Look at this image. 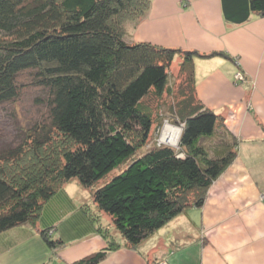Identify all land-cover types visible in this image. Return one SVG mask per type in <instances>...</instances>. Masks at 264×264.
Masks as SVG:
<instances>
[{"label": "trees", "instance_id": "1", "mask_svg": "<svg viewBox=\"0 0 264 264\" xmlns=\"http://www.w3.org/2000/svg\"><path fill=\"white\" fill-rule=\"evenodd\" d=\"M221 2L229 22L242 24L253 13L264 14V0ZM150 3L0 0V103L18 96V77L32 69L37 84L49 89L51 118L34 132L27 129L30 138L1 151V160L16 164L26 156L33 159L19 178L0 170V232L36 222L46 201L76 179L134 247L187 207L203 205L207 188L237 155L239 137L194 90L196 55H229L128 41L126 20L140 17ZM177 54L191 80L190 91L183 89L174 103L183 122L179 145L155 141L139 149L131 133L140 134L141 146L148 144L155 118L145 98L171 91L169 69ZM55 131L72 143L45 155ZM84 208L107 244L64 264H96L118 246L99 214ZM52 228L41 230L47 244H65L52 237Z\"/></svg>", "mask_w": 264, "mask_h": 264}, {"label": "crops", "instance_id": "2", "mask_svg": "<svg viewBox=\"0 0 264 264\" xmlns=\"http://www.w3.org/2000/svg\"><path fill=\"white\" fill-rule=\"evenodd\" d=\"M125 38L229 55L196 56V88L201 102L221 113L222 124L239 137L237 155L209 186L203 205L187 207L134 247L90 190L68 180L36 222L0 232V264H64L105 246L107 238L84 207L99 214V223L121 245L96 264H264V175L255 174L264 159V153L257 158L264 152V14L237 24L225 19L221 0H151L140 17L126 20ZM237 63L256 79L250 92V82L232 80ZM45 227H53L52 237L65 244L49 246Z\"/></svg>", "mask_w": 264, "mask_h": 264}, {"label": "rangeland", "instance_id": "3", "mask_svg": "<svg viewBox=\"0 0 264 264\" xmlns=\"http://www.w3.org/2000/svg\"><path fill=\"white\" fill-rule=\"evenodd\" d=\"M181 61L182 57L178 54V57L176 55L170 65L169 71L171 74L169 83L171 85V91H165L164 94L160 97H157L154 94H150L145 98V102L148 103L151 111L154 114L155 122L152 126L148 144L145 143L141 146L140 134L138 132L131 133L132 140L134 144L140 146L139 149L147 148V146H151V144L153 145L155 141L157 142V144L164 143L173 146L179 145L180 136L176 142L164 141L162 140V136L165 125L167 123H170L175 128L177 126H180L181 132L183 129V122L175 111L177 107L174 108V103H176L181 98V91L183 89L190 91L191 80L188 76L187 71L182 68ZM238 64L239 63L236 64L237 68L233 73L232 80L237 85L250 82L249 86H247V90L248 92H250V90L256 86V79L254 77H248L247 72L243 68H241V66L239 68ZM33 72L34 71L32 69L24 70L18 77L19 84H21L18 96L14 99L3 101L0 103V155L2 154L1 151L3 148L16 146L22 141L30 138V133L28 134L27 129L31 132H34L36 131L35 128L38 130L40 126H47L50 123L51 118L49 110V89L37 84L35 78H33ZM195 83H197L196 75ZM194 90L196 97L200 99L198 96L196 84ZM204 106L206 105L204 104ZM219 115V120L222 124L225 118L221 113H219ZM71 143L72 141L69 137H65V135H62L61 133L55 131L53 141L48 144L47 147H44L43 153L45 155H50L53 152L59 154L63 148L69 146V144ZM263 153L264 152H260L257 158L260 157ZM32 159L33 157L30 158L29 156H26L21 164H16L17 162L15 161H9L8 158H4L2 160L0 159V170H6L10 174V176H17V178H19L25 171L24 167H26L27 164L32 161ZM257 173L264 175V159L261 161V165L257 167V171L255 174ZM208 189L209 187L207 188V191ZM120 246L121 245L118 242V246H115L111 251L119 248ZM158 255L162 256V254ZM150 257H152V255H150ZM156 260L157 264H170L165 259Z\"/></svg>", "mask_w": 264, "mask_h": 264}, {"label": "bare ground", "instance_id": "4", "mask_svg": "<svg viewBox=\"0 0 264 264\" xmlns=\"http://www.w3.org/2000/svg\"><path fill=\"white\" fill-rule=\"evenodd\" d=\"M180 133H181V127L180 126H177L175 128L170 123H167L165 125L162 140L169 141V142H176L179 139Z\"/></svg>", "mask_w": 264, "mask_h": 264}]
</instances>
